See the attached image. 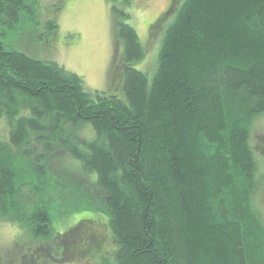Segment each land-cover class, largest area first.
Segmentation results:
<instances>
[{"label":"trees","instance_id":"obj_1","mask_svg":"<svg viewBox=\"0 0 264 264\" xmlns=\"http://www.w3.org/2000/svg\"><path fill=\"white\" fill-rule=\"evenodd\" d=\"M112 3L118 95L5 42L38 18L35 0H0V221L33 240L20 264L68 261L92 217L56 223L80 211L107 220L112 248L92 239L80 250L90 264H264L251 142L264 115V0H171L151 33L174 15L150 78L132 0ZM62 155L75 171L56 168Z\"/></svg>","mask_w":264,"mask_h":264},{"label":"rangeland","instance_id":"obj_2","mask_svg":"<svg viewBox=\"0 0 264 264\" xmlns=\"http://www.w3.org/2000/svg\"><path fill=\"white\" fill-rule=\"evenodd\" d=\"M180 2L182 0H179V4ZM132 3L133 15L129 23L136 30L141 42L149 47L146 60L143 61L144 65L142 66L143 63L140 62L137 68L141 69L142 66L143 69L149 70L148 77L150 78L156 70L155 63L161 47L162 34L174 15H170L158 32L151 35L154 30H157L154 28V23L162 12L169 8V0H132ZM112 4V0H35L38 24L35 26L31 24L24 27L23 31L17 30L16 33L9 30L4 40L32 57L52 60L71 72H76L91 90L97 89L118 95L121 81H118L119 70L115 68V64L121 56V48H117L115 52ZM48 21H54L57 28L47 29ZM252 131L251 142L261 157L264 167V153L261 151L264 147V115L255 121ZM8 134L6 126L0 121V138L8 137ZM59 158H57L59 161L57 169L70 167L69 169L75 171L72 164L68 163L66 155ZM254 197L256 208L264 219V183L260 185ZM90 217H92L89 220L90 223H86L87 226L92 227L89 229L85 222L81 223V229L83 227L86 229L78 234L79 243L74 253L68 255L69 260L48 264L92 263L94 252L84 258L80 250L89 246L92 239H101L98 245H102L103 240L109 239L105 216L94 214L91 211H80L72 216L68 215V218H61V222L57 219L56 224L62 232L68 230L80 219ZM32 242L33 240L28 242L25 230L16 229L14 225L0 221V260L3 264H20V259L25 260L34 251L35 247ZM109 242L102 246L106 248V251L112 248Z\"/></svg>","mask_w":264,"mask_h":264},{"label":"flooded vegetation","instance_id":"obj_3","mask_svg":"<svg viewBox=\"0 0 264 264\" xmlns=\"http://www.w3.org/2000/svg\"><path fill=\"white\" fill-rule=\"evenodd\" d=\"M169 2L171 3V0H169Z\"/></svg>","mask_w":264,"mask_h":264}]
</instances>
